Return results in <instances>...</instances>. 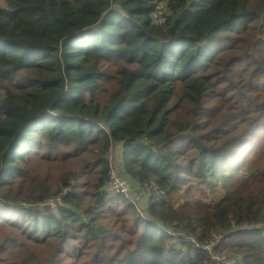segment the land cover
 I'll return each mask as SVG.
<instances>
[{
	"label": "trees",
	"instance_id": "1",
	"mask_svg": "<svg viewBox=\"0 0 264 264\" xmlns=\"http://www.w3.org/2000/svg\"><path fill=\"white\" fill-rule=\"evenodd\" d=\"M3 2L0 264H264V0Z\"/></svg>",
	"mask_w": 264,
	"mask_h": 264
},
{
	"label": "rangeland",
	"instance_id": "2",
	"mask_svg": "<svg viewBox=\"0 0 264 264\" xmlns=\"http://www.w3.org/2000/svg\"><path fill=\"white\" fill-rule=\"evenodd\" d=\"M3 4H4L3 0H0V6H3ZM154 10L156 11V13H159V16H158L159 19H162L163 16L161 15V13H162V11H161L162 10L161 5L158 4V3H156ZM255 43H256V39H252L249 42L248 47H247V49H246L245 52L246 53H249V54H254V45H255ZM260 65L264 69V65L263 64H260ZM0 93H1V91H0ZM110 157H111V162H112L111 167L114 168V166H116L114 168L116 170V172L125 181H127L132 186L131 197L133 199H132L131 204L134 203V208L139 213V215L145 216L146 214L141 210V208L139 207L138 203H136V200L139 201V202L141 201L143 203H147L148 200H149V198H150V196L152 195L154 201H159V200L162 199V195L158 194L157 191H154L155 187L153 185L152 186H147V187H142V186L134 185V183L132 182V179L128 178L126 175H124L121 172L122 171V169H121L122 163H121V156H120L119 149H117L116 147H113L112 150H110ZM42 168L43 169L50 168V171L53 173L54 170L55 171L59 170L58 161H56V162H46V163H43L42 164ZM221 191H222L221 189H217L215 193H210L208 190H206L207 195L206 196H203V194L201 192V186L195 185L190 190V192H187L185 189H181L180 191L176 192L173 195V198L171 199L170 202L172 204H178V203L183 202V201H190V202H192V201L200 198V199L204 200L205 202L212 204L211 202L214 201L215 197L218 196L221 193ZM53 206H54V203L51 206V209L54 208ZM144 209L145 208H143V210ZM10 254L13 255V256H17V257H20V256L25 255L18 248L13 249L10 252ZM232 264H237V262L234 261ZM239 264H242V262L239 263Z\"/></svg>",
	"mask_w": 264,
	"mask_h": 264
},
{
	"label": "built area",
	"instance_id": "3",
	"mask_svg": "<svg viewBox=\"0 0 264 264\" xmlns=\"http://www.w3.org/2000/svg\"><path fill=\"white\" fill-rule=\"evenodd\" d=\"M161 11H162L161 15L163 16L162 19H159L158 17L159 13H156V11L154 12L153 18H154V22L157 24H162L166 18L164 11L163 10ZM112 148L110 150H112ZM108 159H109V167L107 171L106 187L115 193H118V194L124 195L127 198H130L129 192L132 189V186L116 172V170L114 169L116 166H114V168L111 167L112 162H111L110 152H109ZM56 198L60 199L59 196H57ZM53 202H56V201L53 200L51 204H53ZM183 239L184 241H186V243H192L194 246L201 247L207 250L209 254H212L211 246L213 245V242L200 246L195 240V238L190 235H184ZM214 258H215L216 264H232L234 261H236L234 258L226 257V256H221V257L216 256Z\"/></svg>",
	"mask_w": 264,
	"mask_h": 264
}]
</instances>
